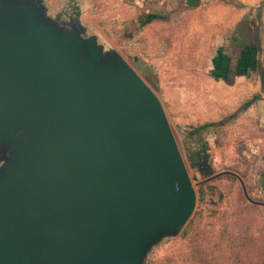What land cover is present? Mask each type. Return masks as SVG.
<instances>
[{
    "label": "water",
    "instance_id": "95a60500",
    "mask_svg": "<svg viewBox=\"0 0 264 264\" xmlns=\"http://www.w3.org/2000/svg\"><path fill=\"white\" fill-rule=\"evenodd\" d=\"M0 264H139L196 192L155 91L35 0H0ZM201 162V160H200ZM208 165V161H202ZM235 175L225 169L204 179Z\"/></svg>",
    "mask_w": 264,
    "mask_h": 264
},
{
    "label": "rangeland",
    "instance_id": "374dc122",
    "mask_svg": "<svg viewBox=\"0 0 264 264\" xmlns=\"http://www.w3.org/2000/svg\"><path fill=\"white\" fill-rule=\"evenodd\" d=\"M35 1L41 4L44 17L62 29L79 28L82 36H95L105 54L120 55L155 91L163 105L194 185L196 201L184 223L161 230L144 245L139 264H160L163 255L186 251L183 233L191 228L190 219L199 211L212 240L219 241L220 228L236 211L243 189L239 179L229 173L199 183L202 179L221 170H234L242 177L250 197L264 200V194L255 190L248 175L254 160L238 152L242 146L248 148L241 140L250 135L235 132L239 125L238 107L227 109L226 97L230 91L214 80L216 76L211 69L213 62L223 61V56L215 55L218 45L222 44L224 50H235L231 34L238 22L254 19L261 27L264 47V0ZM147 12L157 15L142 25ZM262 58L263 53L256 52L255 60ZM256 73L249 79L256 77ZM235 111L233 118L218 123ZM206 122L215 123L196 129ZM193 129L196 131L192 132ZM216 138L220 147L232 143L233 150H220L216 158L211 150ZM198 151L203 157L197 155ZM8 153L7 149L0 150V170ZM205 153L208 155L204 156ZM205 158L208 165L202 162ZM200 185L203 197H200ZM251 215L254 234L264 236V205L257 204Z\"/></svg>",
    "mask_w": 264,
    "mask_h": 264
},
{
    "label": "trees",
    "instance_id": "16d2710c",
    "mask_svg": "<svg viewBox=\"0 0 264 264\" xmlns=\"http://www.w3.org/2000/svg\"><path fill=\"white\" fill-rule=\"evenodd\" d=\"M144 16L141 22L142 25L148 23L147 21L152 17H150L149 13H146ZM231 37L233 40L232 46H234L235 50L231 52L233 57L230 56L229 75H226L225 79L230 82L232 75L235 74V65L234 67L231 65L232 60L235 64L242 61L243 66L250 65L259 69L262 87H264V58L258 61L255 60L256 52L263 53L264 51L261 27L254 19H251L250 22H238ZM224 61L225 56L223 55V61L219 64L217 63L220 74L214 72L215 76L222 75ZM257 97H259V94L252 96L253 99ZM252 98L246 100L240 108L246 106ZM235 115L236 111L228 114L218 123L222 124ZM214 123L206 122L196 129L199 130L203 126ZM195 131V129L192 130V132ZM203 149H206V146ZM197 155L203 157L200 156V151L197 152ZM207 155L205 153L204 156ZM199 188L200 197H203L204 191L202 185ZM257 204L251 202L243 192L240 195L236 211L231 215V219L221 226L218 242L212 240V236L202 223V211L197 212L190 219L191 228L183 233V237L187 243L186 251L178 254H165L159 259L160 264H264V236L254 234L252 229L253 217L251 213Z\"/></svg>",
    "mask_w": 264,
    "mask_h": 264
},
{
    "label": "crops",
    "instance_id": "0c3cea01",
    "mask_svg": "<svg viewBox=\"0 0 264 264\" xmlns=\"http://www.w3.org/2000/svg\"><path fill=\"white\" fill-rule=\"evenodd\" d=\"M147 13H149L150 17L152 16L150 20H152L157 15L155 12ZM215 55L216 57L218 55L225 56V61L223 63L224 66L222 68L223 71L221 73L222 75L221 77H214V80L222 83V85L227 87L230 91V94L226 97L227 109H229V106H231L233 110L238 107L236 110L238 112L237 123H239V125L234 124L235 126L237 125L235 132L239 135L244 133H248L250 135L249 138H243V140H241V143H247L248 148H246V146H242V148L238 149V152H242L241 155L243 157L248 155L251 160H254L251 161L248 171V175L251 177L250 182L255 185V190H258L264 194V87H262L260 71L258 68L250 65L243 66L242 61H239L235 64V62L232 60L231 65L232 67L235 65L236 71L235 74L232 75V80L228 82L225 79V76L229 75V60L230 56H232L231 51L228 49L224 50L222 44H220V46L218 45L216 49ZM211 69L215 73L218 72V64L216 61L213 62ZM254 73L257 74L256 77H254L252 80L249 79V77L254 75ZM254 92L259 94V97L256 99L252 98V100L246 106L240 108L245 102V99ZM251 129H256V132ZM215 140L216 141L212 142L211 150L215 151L216 158L218 157V152L220 150H233L232 143L227 142L224 147H220L218 139L216 138Z\"/></svg>",
    "mask_w": 264,
    "mask_h": 264
}]
</instances>
